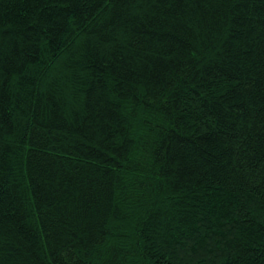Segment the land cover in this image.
I'll return each mask as SVG.
<instances>
[{"label":"trees","instance_id":"obj_1","mask_svg":"<svg viewBox=\"0 0 264 264\" xmlns=\"http://www.w3.org/2000/svg\"><path fill=\"white\" fill-rule=\"evenodd\" d=\"M0 264H264V0H0Z\"/></svg>","mask_w":264,"mask_h":264}]
</instances>
